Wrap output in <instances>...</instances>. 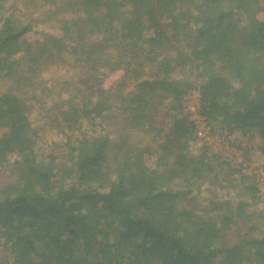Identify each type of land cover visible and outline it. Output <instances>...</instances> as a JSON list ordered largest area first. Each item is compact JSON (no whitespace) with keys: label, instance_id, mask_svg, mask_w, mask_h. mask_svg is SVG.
Listing matches in <instances>:
<instances>
[{"label":"trees","instance_id":"1","mask_svg":"<svg viewBox=\"0 0 264 264\" xmlns=\"http://www.w3.org/2000/svg\"><path fill=\"white\" fill-rule=\"evenodd\" d=\"M8 1L0 264H264V0Z\"/></svg>","mask_w":264,"mask_h":264},{"label":"rangeland","instance_id":"2","mask_svg":"<svg viewBox=\"0 0 264 264\" xmlns=\"http://www.w3.org/2000/svg\"><path fill=\"white\" fill-rule=\"evenodd\" d=\"M21 3H22V0H15V1L14 0H9L7 2V5H8L7 13L9 12V9H11L12 7L19 8V9L23 10V12L24 11H31L34 8V6H32L31 4H24L22 6ZM35 36H37V35L35 34ZM68 70L70 71V67H68L66 65L65 66H61V67H57L55 69L47 71L46 72V74H47L46 76H57V77H61V78L64 79V78H66L69 75V74H67V73H69ZM121 73L122 72H116V73L112 74L108 79H106L105 86H109L116 79H118L120 77ZM8 85L9 84L4 82V81L0 82V92L6 91L8 89ZM189 108L193 112V117L198 122V125L200 126V129H202V132L204 133L205 122L198 115L199 104H198V95H197V93H194L192 96L189 97ZM34 125L38 126V123L35 121ZM206 129H205V131H206ZM207 133H208V131H207ZM46 135H47V137H44L43 139H41L40 146L47 147V145H49L52 141L59 142V140L62 139V136L55 130L54 131H47ZM13 160H14V156L11 157V161H13ZM260 179L262 180L261 189L264 192V178L260 177ZM5 182H7V174L1 172L0 173V186L2 184H4Z\"/></svg>","mask_w":264,"mask_h":264}]
</instances>
